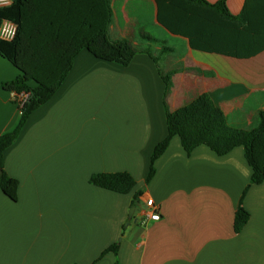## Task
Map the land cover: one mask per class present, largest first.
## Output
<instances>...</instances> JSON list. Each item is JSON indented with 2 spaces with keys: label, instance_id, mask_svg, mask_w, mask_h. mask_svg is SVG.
Returning a JSON list of instances; mask_svg holds the SVG:
<instances>
[{
  "label": "crops",
  "instance_id": "0c3cea01",
  "mask_svg": "<svg viewBox=\"0 0 264 264\" xmlns=\"http://www.w3.org/2000/svg\"><path fill=\"white\" fill-rule=\"evenodd\" d=\"M66 1L51 21L70 44L87 33L92 3ZM246 2L227 0L229 12L240 15ZM109 3V36L128 41L137 54L122 66L81 49L62 87L3 153L19 199L0 191V264H264V182L250 186L253 170L242 146L223 157L204 145L188 155L174 136L146 184L154 150L168 136L159 66L174 72L171 111L208 95L230 127L250 132L264 111V51L251 58L196 51L160 26L156 0ZM19 74L0 56V136L21 119L15 94L2 87ZM104 172H129L135 189L123 195L89 184ZM246 188L250 220L239 234L235 213ZM148 199L160 221L148 217ZM116 243L117 255L101 256Z\"/></svg>",
  "mask_w": 264,
  "mask_h": 264
},
{
  "label": "trees",
  "instance_id": "16d2710c",
  "mask_svg": "<svg viewBox=\"0 0 264 264\" xmlns=\"http://www.w3.org/2000/svg\"><path fill=\"white\" fill-rule=\"evenodd\" d=\"M92 18L85 23L86 34L76 43H66L59 35L60 27L51 21V14L60 12V0H12L7 8H0V25L12 21L18 26L14 41L0 39V56L8 59L20 71L19 76L2 85L3 89L17 97L27 94L25 105L20 108L21 119L13 131L0 136V191L17 202L19 182L11 178L4 167L3 153L19 138L32 115L46 105L62 87L74 60L81 49H87L95 58L122 66H129L137 51L128 41H113L108 28L112 11L109 0H90ZM247 0L240 15L228 10L227 0L211 3L208 0H156L158 20L173 35L189 40L190 47L208 54H221L234 58H251L264 51V0ZM66 4L67 1L63 0ZM75 0H68L71 5ZM263 4V8H257ZM170 51L163 48V53ZM150 56V52L146 51ZM155 60H157L155 58ZM160 76L166 85L164 104L167 110L168 136L160 142L152 155L146 184L155 175V162L165 153L171 139L179 136L188 155L200 146H207L219 156L228 155L242 146L249 166L253 170L251 185L264 182V111L259 126L250 132L228 125L223 110L208 95L198 96L189 105L171 111L167 98L172 92L174 72ZM136 179L129 172L97 173L89 184L118 194H130L136 187ZM250 186L248 188H250ZM244 191L235 213V233H241L250 220L243 202ZM142 192L135 195L132 208L140 201ZM120 244L106 249L101 256L118 254ZM78 264V263H75ZM116 264H120L118 261Z\"/></svg>",
  "mask_w": 264,
  "mask_h": 264
},
{
  "label": "built area",
  "instance_id": "2783aa9c",
  "mask_svg": "<svg viewBox=\"0 0 264 264\" xmlns=\"http://www.w3.org/2000/svg\"><path fill=\"white\" fill-rule=\"evenodd\" d=\"M12 4V0H0V8L4 9L9 7ZM14 31V35L10 36V33ZM18 34V26L12 21L5 20L0 25V39L2 41L11 42L14 41ZM16 96V95H15ZM18 101L20 102L19 106L22 108L27 99V94H22L17 97ZM147 207L150 208L149 211V218L151 221H160L161 220V214L159 209L157 208L155 202L151 199L147 200Z\"/></svg>",
  "mask_w": 264,
  "mask_h": 264
},
{
  "label": "water",
  "instance_id": "95a60500",
  "mask_svg": "<svg viewBox=\"0 0 264 264\" xmlns=\"http://www.w3.org/2000/svg\"><path fill=\"white\" fill-rule=\"evenodd\" d=\"M134 213H135V208H132V209L130 210V213H129L130 219L133 218Z\"/></svg>",
  "mask_w": 264,
  "mask_h": 264
},
{
  "label": "rangeland",
  "instance_id": "374dc122",
  "mask_svg": "<svg viewBox=\"0 0 264 264\" xmlns=\"http://www.w3.org/2000/svg\"><path fill=\"white\" fill-rule=\"evenodd\" d=\"M171 44L177 45L178 43H177V42H174V41H172V42H171ZM137 205H138V204H137ZM137 205H136V206H137ZM140 208H141V207H140Z\"/></svg>",
  "mask_w": 264,
  "mask_h": 264
},
{
  "label": "clouds",
  "instance_id": "9594fccd",
  "mask_svg": "<svg viewBox=\"0 0 264 264\" xmlns=\"http://www.w3.org/2000/svg\"><path fill=\"white\" fill-rule=\"evenodd\" d=\"M11 35H14V31L10 33V36H11Z\"/></svg>",
  "mask_w": 264,
  "mask_h": 264
}]
</instances>
